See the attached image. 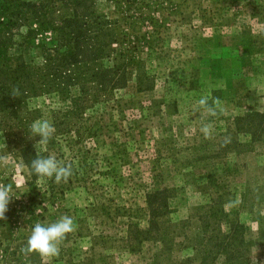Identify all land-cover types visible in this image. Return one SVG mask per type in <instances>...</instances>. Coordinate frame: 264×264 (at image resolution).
I'll list each match as a JSON object with an SVG mask.
<instances>
[{
	"label": "rangeland",
	"instance_id": "rangeland-1",
	"mask_svg": "<svg viewBox=\"0 0 264 264\" xmlns=\"http://www.w3.org/2000/svg\"><path fill=\"white\" fill-rule=\"evenodd\" d=\"M132 9V18L137 15L142 18L136 19L135 30L125 28L129 37L146 33L153 39L157 35L163 39L162 58L146 59L155 77L154 89L138 98L149 104L152 97L164 96L176 107L174 115L164 122L166 146L162 153L176 157L178 162L191 160L195 155L208 156L200 158L198 164L222 181L218 209L223 208L237 228L238 254L244 264H264V155L248 150L237 156L229 152L223 157L215 152L220 141L233 136L229 129L234 116L239 112L263 111L264 104L259 102L264 101V0H137L136 10ZM225 85L229 90L218 98L217 115L200 110L199 99L206 96L211 104L218 96L213 91ZM146 104L131 105L125 110L119 118L124 130L141 129L139 117ZM85 113L95 115L94 110ZM105 113L102 119L111 113L109 107ZM86 115L83 117L87 118ZM20 116H24L22 112ZM1 120L0 156L5 160L0 162V184H12V200L6 219L0 220L4 222L0 264H148L151 251L147 245L143 252L133 255L120 240L125 235L128 211L135 209L140 214L137 221L141 226L145 221L143 212L136 207L142 205V192L152 185L150 160L154 153L143 135L132 139H138V143L132 144L129 159L116 158L112 145L101 142V135L100 139L74 136L75 119L58 128L61 134H56L55 127L54 136L41 155L65 160L76 155L80 162L92 161L85 175L94 182L88 185V190L68 192L52 205L42 193L29 198L28 170L17 153L21 147L34 144L35 140L29 138L31 133L19 127L16 120L2 117ZM88 123L97 127L94 119ZM174 123L184 125L178 146L173 144ZM202 123L212 126L209 139L199 130ZM116 134L119 135L112 133ZM250 137L239 134L237 141L245 142ZM108 159L111 170L123 176L120 185L114 180L115 173L108 170ZM191 180L189 175H181L167 181L177 188L169 200L172 209L169 217L178 225L172 234L168 258L161 260V264H225L220 255L215 256L211 244L206 247L209 256L204 263L201 250L207 235L211 237L213 220L204 217L203 222L199 220L198 207L208 201V193L205 196L200 193ZM63 215L71 216L75 227L60 243L58 256L42 262L38 254L21 253L36 223L47 226ZM203 224H208L209 229Z\"/></svg>",
	"mask_w": 264,
	"mask_h": 264
},
{
	"label": "trees",
	"instance_id": "trees-1",
	"mask_svg": "<svg viewBox=\"0 0 264 264\" xmlns=\"http://www.w3.org/2000/svg\"><path fill=\"white\" fill-rule=\"evenodd\" d=\"M136 5L137 0H0V125L1 117L16 120L19 127L30 133L34 121L46 118L56 127V134H61L58 128L72 118L76 120L74 136L100 139L101 135V142L114 148V157L128 159L132 144L138 143V139H132L143 135L155 154L151 152L152 185L142 192V205L136 207L145 216L144 225L137 221L140 214L135 209L126 214L125 235L120 239L122 246L136 255L147 245L151 251L148 264H161V260L168 258L178 223L169 217L172 212L169 200L177 188L167 181L189 175L200 193L204 196L208 193V201L198 207L199 220L203 222L202 217L213 220L211 237L207 235L201 250L204 263L209 256L206 247L211 244L215 256L220 255L225 264H244L237 251L240 243L237 228L223 208L218 209L222 181L198 164L200 158L208 156L195 155L191 160L178 162L176 157L162 153L166 146L164 122L174 115L173 103L164 96L152 97L149 104L143 101L146 105L142 106L139 117L140 130L134 132L136 127L124 130L120 125L119 118L127 108L143 104L138 99L140 94L154 89L155 77L146 59L162 58L160 36L153 39L144 33L132 38L125 30H135L136 19L142 18L141 15L132 18V8L136 10ZM225 87L214 90L213 93L218 94L214 98H223L224 92L229 90ZM13 89H18V96L13 95ZM107 107L111 113L107 119H102ZM86 110H94L95 115L85 113ZM20 112L24 116L21 117ZM91 119L96 121L97 127L88 123ZM174 124L171 125L173 144L178 146L184 125ZM113 132L119 135H112ZM229 132L233 136L218 143L216 154L224 157L232 152L237 156L249 150L261 151L264 155V107L262 112H239L232 119ZM239 134L251 137L245 142L237 141ZM17 155L28 170L29 198L42 193L53 205L68 192L88 190V185L94 182L85 175L92 161L80 162L75 154L70 160L57 158L58 162L73 167L68 182L60 184L55 183L54 178H38L34 174L31 161L36 158V152L32 144L21 147ZM107 162L111 170L109 159ZM111 172L120 185L122 174ZM43 208L46 209L44 205ZM117 209L116 214H121ZM203 227L209 229L208 224ZM3 228L4 222L0 221V233ZM204 232L207 231L204 229Z\"/></svg>",
	"mask_w": 264,
	"mask_h": 264
},
{
	"label": "clouds",
	"instance_id": "clouds-1",
	"mask_svg": "<svg viewBox=\"0 0 264 264\" xmlns=\"http://www.w3.org/2000/svg\"><path fill=\"white\" fill-rule=\"evenodd\" d=\"M13 95L18 96V89H13ZM198 104L200 110L216 116L220 100L217 98L210 104L208 97L202 96ZM259 104H264V101L260 100ZM199 130L205 139H209L213 132L212 126L209 123H202ZM29 131L31 133L29 138L35 140L33 147L36 152V158L31 161V169L34 174L38 178H54L57 184L61 182L67 183L73 175L72 165H64L51 155L47 157L40 155L43 147L54 136V125L48 120H36L30 125ZM37 137L39 139H35ZM4 160L5 157L0 156V162ZM11 192L12 184H0V220L6 219L5 214L8 212V206L12 200ZM74 227V221L69 215H63L47 226L36 223L30 236L27 238L26 244L20 251L25 255L38 254L42 262H46L48 258L56 257L60 254V243L67 238L68 234L74 231Z\"/></svg>",
	"mask_w": 264,
	"mask_h": 264
}]
</instances>
